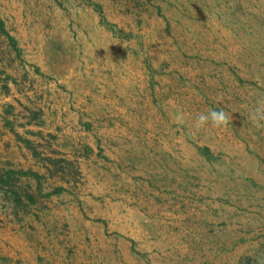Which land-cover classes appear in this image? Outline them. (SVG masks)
<instances>
[{"label":"rangeland","instance_id":"obj_1","mask_svg":"<svg viewBox=\"0 0 264 264\" xmlns=\"http://www.w3.org/2000/svg\"><path fill=\"white\" fill-rule=\"evenodd\" d=\"M258 103L264 0H0V264H264Z\"/></svg>","mask_w":264,"mask_h":264},{"label":"clouds","instance_id":"obj_2","mask_svg":"<svg viewBox=\"0 0 264 264\" xmlns=\"http://www.w3.org/2000/svg\"><path fill=\"white\" fill-rule=\"evenodd\" d=\"M251 120L257 127L264 126V103H258L253 109ZM213 127H221L228 123V115L223 109H212L207 113L199 114L194 122V128L199 130L208 124Z\"/></svg>","mask_w":264,"mask_h":264},{"label":"trees","instance_id":"obj_3","mask_svg":"<svg viewBox=\"0 0 264 264\" xmlns=\"http://www.w3.org/2000/svg\"><path fill=\"white\" fill-rule=\"evenodd\" d=\"M11 41L14 42L13 39H11ZM202 152H203L205 155H210V150H209L208 148H204V149L202 150Z\"/></svg>","mask_w":264,"mask_h":264}]
</instances>
